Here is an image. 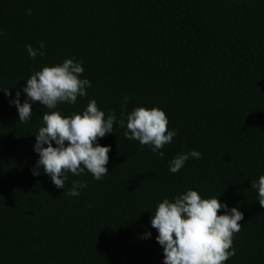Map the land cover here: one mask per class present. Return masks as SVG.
<instances>
[{
    "label": "trees",
    "instance_id": "1",
    "mask_svg": "<svg viewBox=\"0 0 264 264\" xmlns=\"http://www.w3.org/2000/svg\"><path fill=\"white\" fill-rule=\"evenodd\" d=\"M65 59L82 65L87 95L56 109L29 101L21 123L10 101L19 91L23 103L26 80ZM92 100L105 119L125 120L97 140L110 146L109 173L69 172L57 188L36 168L43 114H82ZM136 107L161 109L177 133L163 158L125 138ZM193 150L199 159L169 171ZM261 175L264 0H0V264H163L151 219L190 189L244 214L225 264H264V207L251 187ZM74 181L87 184L78 196L68 195Z\"/></svg>",
    "mask_w": 264,
    "mask_h": 264
},
{
    "label": "clouds",
    "instance_id": "2",
    "mask_svg": "<svg viewBox=\"0 0 264 264\" xmlns=\"http://www.w3.org/2000/svg\"><path fill=\"white\" fill-rule=\"evenodd\" d=\"M27 11L30 15L31 9ZM26 48L32 59L45 54L39 50L44 48L43 42L39 49H33L30 44ZM83 71L82 65L73 59L35 71L22 89L27 99L21 103L18 91L16 99L10 101L18 110L19 121L30 120L32 103L39 102L48 109H56L60 103L75 104L78 96H86V88L91 85L89 80L80 78ZM5 94L11 96L7 90ZM128 101L129 97L125 96L122 109ZM43 122L44 126L35 135L34 150L39 154L36 168L42 166L57 188L64 189L69 172L78 176L87 170L97 181L109 173L106 165L110 146H101L97 140L113 133L115 123L124 127L123 115L117 121L115 111H112L105 119V113L92 100L82 114L65 117L59 111H51L43 114ZM126 128V139L152 146L151 150L161 158L164 156L161 149L177 134L168 130L166 114L156 107L134 108L127 115ZM200 156L201 153L195 150L180 154L170 161L169 171L176 173L189 157L199 159ZM33 175H39V172L34 170ZM85 187L86 183L74 181L68 195L78 196L79 189ZM251 187L257 190L259 204L264 207V175L258 182L253 180ZM221 209H225V214H219ZM227 209L228 206L217 198L202 199L191 189L173 201L165 198L160 202L151 219V227L158 232L156 240L163 248V264H225L235 255L233 236L241 230L240 221L244 219V214L237 208H231L230 212Z\"/></svg>",
    "mask_w": 264,
    "mask_h": 264
}]
</instances>
